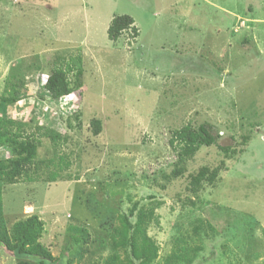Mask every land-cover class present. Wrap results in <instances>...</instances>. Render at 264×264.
<instances>
[{
  "label": "rangeland",
  "instance_id": "1",
  "mask_svg": "<svg viewBox=\"0 0 264 264\" xmlns=\"http://www.w3.org/2000/svg\"><path fill=\"white\" fill-rule=\"evenodd\" d=\"M115 15L133 19L135 39H107ZM55 57L83 73L66 110L38 96ZM13 67L25 93L6 116L68 140H41L33 181L4 185L8 229L36 215L56 264L100 263L111 253L106 230L138 202L154 208L141 222L159 264L179 247L180 264H264V0H0V95ZM184 125L215 144L165 183L176 160L171 133ZM10 155L0 148V158ZM188 173L194 207L184 201ZM16 263L0 245V264Z\"/></svg>",
  "mask_w": 264,
  "mask_h": 264
},
{
  "label": "trees",
  "instance_id": "2",
  "mask_svg": "<svg viewBox=\"0 0 264 264\" xmlns=\"http://www.w3.org/2000/svg\"><path fill=\"white\" fill-rule=\"evenodd\" d=\"M126 31L131 32L130 36L133 39L138 36V30L134 27V21L130 16L115 15L109 22L106 31L107 39L114 43ZM71 62L72 60H69L64 63L62 59L54 58L45 83H41V92L38 95L40 98L46 97L50 101H59L62 105L63 98L76 92L80 95L83 73L80 69L73 71ZM4 81L5 89L0 95V148H10V156H14V158H0V245L6 253L17 260L16 264H56L57 259H54L48 249L38 241L41 235V224L36 215L18 220L12 224L10 229L7 228L2 211V190L4 185L14 184L23 178L33 181L35 178L33 174H36L41 166L35 164V169L30 170L29 168L36 160V149L41 145V140L45 139L50 145L58 146L67 143L68 139L65 134L63 135L50 127L32 125L30 122L8 118L5 110L21 101L20 99L25 93V82L19 69L15 70L14 67ZM39 81L41 82V77ZM68 105H75L72 98L62 107L66 110L69 108ZM35 111L39 113L37 108ZM78 116L77 113L72 115L73 120L77 121V126L80 127ZM89 126L94 135H98L102 131L101 121L97 118L91 119ZM214 142L215 139L204 128L197 129L190 125H184L180 129L173 130L169 144L175 151L176 160L171 170L167 174L161 175V180L169 183L170 180L183 176L186 172V159L193 157L204 146L214 145ZM13 166L16 168L15 175L12 171ZM43 167L47 168L48 166ZM186 176L188 181L184 189H187L188 194L184 201L194 207V200L198 193L195 186L197 184L193 173H188ZM159 187H163V185ZM148 199H153V196H148ZM138 206L139 203L134 202L128 209L127 215H121L117 225L112 223L108 227L106 231L109 234L111 253L100 263L94 264H159L157 262L159 247L147 235L142 226L145 224L142 223L146 220L145 215L150 222L154 208L140 210ZM132 216H135V222L130 221L129 218ZM70 230L75 231L76 229L70 227ZM76 231H79L80 234L83 233L82 229ZM73 240L78 242L76 238ZM185 253L184 247L172 250L163 259L162 264H180L185 261ZM65 264H72V262L67 261Z\"/></svg>",
  "mask_w": 264,
  "mask_h": 264
},
{
  "label": "built area",
  "instance_id": "3",
  "mask_svg": "<svg viewBox=\"0 0 264 264\" xmlns=\"http://www.w3.org/2000/svg\"><path fill=\"white\" fill-rule=\"evenodd\" d=\"M73 95H74V94H71V95H69V96L63 98V99L61 100V102H62V106H63V105H66L67 101H68L70 98H73ZM41 105H44V108H47V109H48V107H47V105H46L45 103H42Z\"/></svg>",
  "mask_w": 264,
  "mask_h": 264
}]
</instances>
